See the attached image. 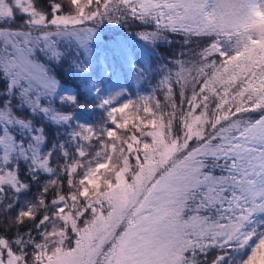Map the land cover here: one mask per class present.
I'll return each mask as SVG.
<instances>
[{
	"label": "snow or ice",
	"instance_id": "1",
	"mask_svg": "<svg viewBox=\"0 0 264 264\" xmlns=\"http://www.w3.org/2000/svg\"><path fill=\"white\" fill-rule=\"evenodd\" d=\"M262 260L264 0H0V264Z\"/></svg>",
	"mask_w": 264,
	"mask_h": 264
},
{
	"label": "trees",
	"instance_id": "2",
	"mask_svg": "<svg viewBox=\"0 0 264 264\" xmlns=\"http://www.w3.org/2000/svg\"><path fill=\"white\" fill-rule=\"evenodd\" d=\"M168 39L172 41L171 44L161 42L157 48L156 52L158 53V56H156L152 63L153 66L156 67L160 64H167L169 60H176V59H186V57H181L179 53L183 50L181 48L182 40L179 35H169ZM192 47H195V45H192ZM168 67H172V64H168ZM156 81L152 79H148L145 81L140 82L139 84L133 82L132 86L128 89L130 96L129 98L133 101L137 100L138 96H147L152 93V89L155 87ZM155 96L161 100L162 106L164 105L163 100V92H155ZM177 103H179V98L176 100ZM91 107V106H90ZM163 112H167V107H162ZM104 116V113L100 110L93 111L91 113L90 119L92 121H100ZM62 131V130H61ZM35 191V189H33Z\"/></svg>",
	"mask_w": 264,
	"mask_h": 264
},
{
	"label": "rangeland",
	"instance_id": "3",
	"mask_svg": "<svg viewBox=\"0 0 264 264\" xmlns=\"http://www.w3.org/2000/svg\"><path fill=\"white\" fill-rule=\"evenodd\" d=\"M261 264H264V260L261 261Z\"/></svg>",
	"mask_w": 264,
	"mask_h": 264
}]
</instances>
